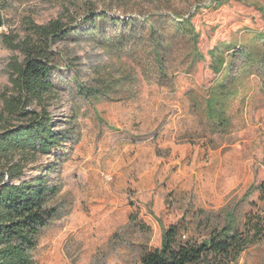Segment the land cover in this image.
<instances>
[{"label": "rangeland", "instance_id": "374dc122", "mask_svg": "<svg viewBox=\"0 0 264 264\" xmlns=\"http://www.w3.org/2000/svg\"><path fill=\"white\" fill-rule=\"evenodd\" d=\"M94 9L109 16L104 32L50 42L57 88L21 105L67 133L50 153L23 161V178L42 174L55 189L31 264H138L169 225L205 237L235 218L241 227L248 212L264 216L256 189L264 85L245 52L216 55L227 44H260L264 0H1L5 116L20 99L10 76L23 57L14 47L38 44V26L76 25ZM113 16L133 19L134 40L111 27ZM184 21L188 32L172 26ZM12 156L0 158V172ZM235 264H264V243L248 245Z\"/></svg>", "mask_w": 264, "mask_h": 264}, {"label": "trees", "instance_id": "16d2710c", "mask_svg": "<svg viewBox=\"0 0 264 264\" xmlns=\"http://www.w3.org/2000/svg\"><path fill=\"white\" fill-rule=\"evenodd\" d=\"M108 17L106 10L94 9L76 25L73 21L62 24L51 20L47 25L37 27L38 44L30 45L25 41L23 45L14 47L23 57L21 60L13 59L10 76L20 99H14L16 103L10 107V116H5L0 110V158L13 155L0 172V264H31V253L55 212L46 205L55 192L54 187L48 185L42 174L29 179L22 176L25 159L50 153L67 134L55 130L52 118L46 112L25 109L31 102L42 103L45 96L55 91L57 80L62 76L58 74L56 77L59 71L47 47L53 40L70 35L93 36L104 32V20ZM133 22L129 17L120 19L113 16L109 19L111 27L122 31V36L130 30L126 33L127 41L134 40L136 34L132 29ZM3 23L0 14V27ZM82 26H85L84 30H81ZM172 26L180 27L183 33L189 31L186 21ZM259 38L258 46L235 42L224 46L225 51L217 50L216 55L223 59L225 52L230 51V57L245 52L247 70L256 73L264 85V33L261 32ZM170 41L167 37L161 38L165 51ZM74 65L68 68L73 70ZM23 103L24 108L21 107ZM256 189L264 196V180ZM240 223L238 219H232L223 227L212 228L205 237L189 236L187 227L181 223L169 225L163 230L161 244L143 252L138 264H235L248 245L257 241L264 243V216L248 212L243 216L241 227Z\"/></svg>", "mask_w": 264, "mask_h": 264}]
</instances>
